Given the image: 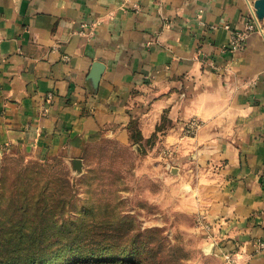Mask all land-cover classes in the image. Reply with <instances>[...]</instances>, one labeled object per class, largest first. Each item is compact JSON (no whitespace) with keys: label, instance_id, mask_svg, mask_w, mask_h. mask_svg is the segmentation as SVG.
<instances>
[{"label":"crops","instance_id":"obj_1","mask_svg":"<svg viewBox=\"0 0 264 264\" xmlns=\"http://www.w3.org/2000/svg\"><path fill=\"white\" fill-rule=\"evenodd\" d=\"M257 1L0 0V157L76 160L137 125L176 153L209 241L235 264H264ZM250 19L261 32L231 51Z\"/></svg>","mask_w":264,"mask_h":264},{"label":"rangeland","instance_id":"obj_2","mask_svg":"<svg viewBox=\"0 0 264 264\" xmlns=\"http://www.w3.org/2000/svg\"><path fill=\"white\" fill-rule=\"evenodd\" d=\"M127 133L89 145L76 168L74 160L59 156L37 160L18 151L0 157V227L8 228L5 220L13 212V186L2 174L41 163L67 182L60 222L70 221L59 228L79 237L63 249V259L49 264H67L70 254L84 264H235L209 241L211 225L203 211H195L192 184L180 180L179 167L169 160L176 153L159 135L143 138L137 125Z\"/></svg>","mask_w":264,"mask_h":264},{"label":"trees","instance_id":"obj_3","mask_svg":"<svg viewBox=\"0 0 264 264\" xmlns=\"http://www.w3.org/2000/svg\"><path fill=\"white\" fill-rule=\"evenodd\" d=\"M2 176L13 186V190H8L13 212L5 220L8 228L7 225L0 227V264H49L54 258L56 262L63 259V249L79 240L78 236L72 237L71 233L59 228L61 222L66 225L70 221L60 222L67 182L50 173L41 163L33 164L30 169L28 165L6 169ZM2 198L4 194L0 195ZM67 257L70 261L67 264H84L81 260H73L72 254ZM96 264L120 263L114 259Z\"/></svg>","mask_w":264,"mask_h":264},{"label":"built area","instance_id":"obj_4","mask_svg":"<svg viewBox=\"0 0 264 264\" xmlns=\"http://www.w3.org/2000/svg\"><path fill=\"white\" fill-rule=\"evenodd\" d=\"M253 32H261L258 26L257 19H250L247 23L246 29L242 32L235 34V36L233 37V41L230 44V50L234 52L239 51L246 42L248 35ZM48 97L49 100L52 98V96ZM194 127L195 123L191 125V129ZM258 247L259 249L264 250V242H259Z\"/></svg>","mask_w":264,"mask_h":264},{"label":"water","instance_id":"obj_5","mask_svg":"<svg viewBox=\"0 0 264 264\" xmlns=\"http://www.w3.org/2000/svg\"><path fill=\"white\" fill-rule=\"evenodd\" d=\"M257 10V16L260 20L264 19V0H258L255 4ZM103 65L96 63L93 67L91 77L96 83H99V80L102 75ZM81 163L80 160H74V167H77V164Z\"/></svg>","mask_w":264,"mask_h":264}]
</instances>
